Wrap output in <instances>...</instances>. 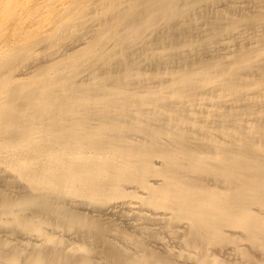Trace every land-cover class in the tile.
Segmentation results:
<instances>
[{"label":"bare ground","instance_id":"obj_1","mask_svg":"<svg viewBox=\"0 0 264 264\" xmlns=\"http://www.w3.org/2000/svg\"><path fill=\"white\" fill-rule=\"evenodd\" d=\"M0 264H264V0H0Z\"/></svg>","mask_w":264,"mask_h":264}]
</instances>
